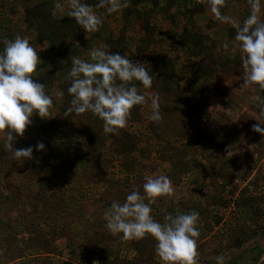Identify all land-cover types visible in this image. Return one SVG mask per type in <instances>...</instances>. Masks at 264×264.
I'll list each match as a JSON object with an SVG mask.
<instances>
[{
	"label": "rangeland",
	"instance_id": "rangeland-1",
	"mask_svg": "<svg viewBox=\"0 0 264 264\" xmlns=\"http://www.w3.org/2000/svg\"><path fill=\"white\" fill-rule=\"evenodd\" d=\"M39 1L44 0H33L32 4ZM49 1L54 5L58 2ZM192 1L206 4V11L201 17L195 20L189 14L183 15V10L172 8L171 18L175 19L173 25L163 15L155 16V23L162 29V42L151 41L149 46L146 45L139 52L136 49L141 45L143 33H140L133 21L126 22L123 19V9L114 14H106L104 9L97 12L103 22L96 32L86 34L88 48L85 49L72 39H68L62 46L59 43L40 41L34 31L26 28L24 10L27 3L0 0L2 4L8 2L10 7L6 14L7 30L3 29L0 22V48L5 39H13L16 35L27 37L38 54L50 59L60 69L58 61H64L67 65L71 63L69 57L72 55L86 58L90 48L101 44L108 46L107 51L116 53L124 30L125 38L121 45L129 49L128 58L133 62L146 66L150 62L147 61L148 56L156 54L154 61L172 63L180 70L183 65L199 59L180 44L181 33L187 28V24H193L190 27L193 31L210 37L205 41L206 45L216 43L218 60L217 72L213 78L196 82L185 78L186 81H183L184 92L195 97L196 103L187 104L181 99L172 104L173 110L166 117L168 124L173 125V129L168 130L169 133L165 136L168 143L162 141L151 129L149 108L144 112V118L138 120L135 126H130L129 130L134 137L132 147L135 148L126 151L125 155L116 151L120 145L117 144V147L111 144L108 134L103 132V122L90 113L81 120L72 119L70 138L66 137L70 143L64 144V140L52 137L53 147L62 160H50L53 165L59 167L63 162L64 166L76 164L72 170L61 166L65 176L63 173L52 175L50 168L46 172L50 175L47 176L49 183L54 178L60 181L56 190H47L49 197L58 196H55L57 198L53 202V211L66 209L69 219L61 217L56 221L55 227L60 229L66 225L63 222L65 219L68 228L76 224V231L68 233V237H72L76 243L73 251L67 246L69 238L61 230L54 231L57 237L52 238L48 225L41 224L42 220L37 219L36 200L28 187L23 186L22 190H18L23 169L19 171L13 166H6L5 172L0 174V228L2 232H10L5 234V238L0 236V264L2 258H8L9 254V259H17L3 264H161L155 253V241L150 236L141 240L120 241L118 236H113L105 228L104 218L105 210L113 200L122 203L126 194L134 187L142 192L145 175L161 174L167 175L171 180L173 193L157 199L152 205V215L162 222L165 213H187L193 210L199 213L196 225L200 233L197 238V264H216L217 256H223L224 264H258L264 258V137L252 131V126L259 119L256 97L264 98V93L252 87L240 88L243 73L239 51L233 46L234 36L229 35L232 26L213 19L207 8V0ZM225 2L221 9L223 14L240 22L248 15V0ZM2 11L0 6V14ZM66 13L65 3L64 11L57 10L55 18H66ZM207 13H210V19ZM261 18L264 19V15ZM109 37H112L111 45L108 44ZM225 44L228 45L227 48ZM62 49L68 51L64 57L58 54ZM48 64L49 61L44 63ZM66 76L67 72L64 79ZM62 85V80H58L51 91L54 101L48 117L43 119L46 122L59 113L64 103V95H57L63 93ZM139 89L144 91L142 86ZM148 91L154 93L153 89ZM161 103L163 100L159 99V104ZM35 117L40 118L34 115L32 119ZM168 124L164 123L162 126L166 127ZM89 126L93 132L101 134L106 142L99 141L97 145H102L100 150L86 156L82 146L86 142L83 129ZM152 128H155L154 125ZM164 129L162 127L158 133L163 135ZM25 133L36 135V131L30 130L29 126ZM69 144L74 145L78 152L71 150V157H64L68 154L64 152H67ZM79 157L85 161V168L73 163ZM30 171L33 169L29 167L26 172ZM84 171L90 177H86ZM95 174H98L99 182L91 179ZM7 195L10 198L6 201ZM37 204L43 207V203ZM26 221V226L15 232V224H24ZM38 225H41L38 227L42 230L40 233ZM28 226H32L30 230ZM53 228L54 226L51 229ZM45 236L47 239L43 240ZM49 239L53 240L54 246L46 253V241Z\"/></svg>",
	"mask_w": 264,
	"mask_h": 264
},
{
	"label": "clouds",
	"instance_id": "clouds-1",
	"mask_svg": "<svg viewBox=\"0 0 264 264\" xmlns=\"http://www.w3.org/2000/svg\"><path fill=\"white\" fill-rule=\"evenodd\" d=\"M67 6V16L75 21L85 33L96 32L103 19L97 9L106 14L118 13L128 6V0H98L95 6L85 0H65L53 9L61 12ZM264 0H248L249 13L242 22L223 14L225 0H207L208 11L215 20L228 23L235 30L234 49L240 54L241 89L256 88L264 91ZM107 45L90 48L86 56H70V68L66 79L70 81L67 93L71 97L64 116L92 114L103 124L105 134H118L126 127L134 107L150 109L148 119L154 123L162 120L159 96L151 91L153 78L145 64L133 62L126 54L107 51ZM228 45L225 44V48ZM38 53L27 37L17 35L3 40L0 48V141L3 149L15 160H30L34 148H15L18 138H23L34 115L42 120L49 115L53 97L45 85L33 77L40 65ZM142 86L143 92L138 88ZM62 96L63 93H57ZM258 101L257 123L252 131L264 137V98ZM45 145L38 142L35 151H44ZM142 192L135 187L126 194L124 201L113 200L105 210V228L120 241L141 240L151 237L155 241V253L161 264H197V228L199 213H165L163 221L152 215V205L158 198L171 196L172 182L167 175H145ZM95 264V262H94ZM216 264H224L223 256L216 257Z\"/></svg>",
	"mask_w": 264,
	"mask_h": 264
},
{
	"label": "trees",
	"instance_id": "trees-1",
	"mask_svg": "<svg viewBox=\"0 0 264 264\" xmlns=\"http://www.w3.org/2000/svg\"><path fill=\"white\" fill-rule=\"evenodd\" d=\"M16 1H22L23 3L26 2L27 6L25 7L24 13H25V25L26 28L30 31H34L36 33V36L38 39L42 42H49L51 44L59 43L61 46L68 40L72 39L74 42H78L80 45L84 46V48H88V40L85 38L86 34L83 29L75 23L73 19L70 17H66L63 19H57L55 18V15H53V9L55 6H53L50 2L45 1L38 4H31V0H16ZM86 3L95 6V4L98 1L95 0H85ZM226 3V2H225ZM204 3L201 2H194L192 0H128V6L123 9V19L126 22H132L136 27H138V30L140 33H143V37L140 39L141 45L137 47V51L141 52L144 50L145 46H149L151 41L158 40L159 42H162V29L160 26L157 25L154 21V17L157 15H163L167 19L171 21V23L175 24V19L171 18L172 14V8H177L180 10H183L181 13L183 15L189 14L191 18L194 17V15L203 13L205 10ZM0 6L3 8L2 13L0 14V22L3 24V29H6V14L9 12L10 7L8 2H4L3 4L0 3ZM184 8V9H183ZM101 9H97L96 11L99 12ZM5 17V19H4ZM189 17V19H190ZM187 28H184V31L181 33V40L180 44L184 46V48L195 58H199L197 61L188 64L183 65L180 70L176 69L172 63L165 62V61H154L156 54L152 55L151 57L148 56L147 61H150L145 68L148 70L149 74L153 78V84L151 89L154 90V94H158L159 99L163 100V103L160 105V112L162 115L163 121H160L159 123H154L152 121L150 124L151 129L153 130L154 134L162 140L165 143H168L167 138H165L166 134L169 133L168 130H172L173 125L168 124V121L166 120L169 113H171L172 104L174 102H179V100H184L187 104H194L196 103V98L188 95L184 92V86L183 81L192 80V82H196L198 80L202 79H210L213 78L215 73L217 72L216 67L218 65L217 55L215 53L216 49V43L211 42V45H206L205 41H208L210 37L207 35L201 34L199 32L193 31L190 29V27L193 26L187 24ZM0 28H2L0 26ZM235 34V30L231 29L229 31V35L233 37ZM17 36V35H16ZM125 33L124 30L122 31L121 37L119 39L120 46L116 49V52H119L121 55L126 54L128 56V48L124 45H121V42L124 41ZM161 38V39H160ZM112 37L108 38V44H112ZM115 43V42H114ZM116 44V43H115ZM117 47V46H116ZM60 56L64 57L68 54V51H64L63 49L59 51L58 53ZM39 59L42 60L40 65H38V73L35 74L33 79L41 84L45 85V90L48 94L51 95V91L56 84V82L59 80H62L63 82V95H64V103L59 109V113L54 116V118L46 122L45 120H42L40 118H33L31 125H29L30 130L33 129L36 131V135H30L28 133H24L23 138H18L14 144L15 148H26L29 146H32L34 148L32 158L30 160H15L10 152H6L3 149L2 142H0V174L5 172L6 166H13V168L19 169V171H22V174H20V185L18 186V190H22L23 186L28 187L30 193H33V198L36 203L35 206V212L37 216V219H41V224L48 225L49 234H52V238L57 237L56 234H54V231L61 230L62 234L65 236H69L68 233H74L76 230V224L70 226V228L67 227L66 219H68V215H66L67 211L66 209H61L60 211H53V205L54 200L57 198V195H51L54 197H49L47 190H56L58 181L54 178V181L49 183L46 172L51 169V174L57 176L59 174H62L64 169L63 168H72L76 167L75 165L71 166H64L65 163L63 162L61 165L56 166L53 165V161L55 162H62L61 158L58 156L57 151L53 147V138H58L64 140V144L68 142L67 138H70L71 130V121L73 118H78L81 120L84 116H89L88 113L83 115H75L70 114L69 116H64L65 109L69 106V101L71 97L67 93V87L69 86L70 81L64 79V76L66 75V72H68V68H70L71 63H67L65 65L64 61H58L59 64H61V68L53 64L50 59H47L43 57L41 54H38ZM130 56V55H129ZM203 56V57H202ZM202 57V58H200ZM87 58V57H86ZM49 61L48 65H44V63H47ZM63 63V64H62ZM62 71V72H61ZM186 78V79H185ZM140 85L138 84V88ZM264 93V91H262ZM179 108V106H177ZM176 109V107H175ZM181 109V108H180ZM179 109V110H180ZM147 111V107H140L136 106L132 109L131 115L128 119L127 125L125 128L120 129L118 134H108V139L111 140V144H117L120 145L116 149L117 152L123 153V155L126 154V151L133 150L135 147H132L133 143V132L129 130L130 126H135V123L138 120H141L144 118V112ZM167 123L168 126H162V124ZM154 125L155 128H152ZM172 126V127H171ZM164 127L163 135H160L158 131ZM169 128V129H168ZM174 128L177 129L176 126ZM174 131V130H173ZM171 132V131H170ZM83 133L86 135V142L83 146V153L88 156L89 154H92L96 152L97 150H100L102 145H97L99 141L106 142L105 139H103L102 135L96 132H93V129L89 126V128L83 129ZM90 133V134H89ZM94 133V134H93ZM88 135V136H87ZM53 137V138H52ZM66 139V140H65ZM38 142H42L45 145L44 151H35V145ZM70 143V142H68ZM87 143V144H86ZM66 148V147H65ZM74 145L69 144L67 147V152H71V150H74V152H78L74 149ZM125 151V152H124ZM64 155V157H71V155ZM75 154V153H74ZM78 156V154H76ZM127 156V155H126ZM80 158V157H79ZM53 160V161H50ZM81 160V161H79ZM78 161H73V163H78L80 166H83L82 168H85V161H82L80 158ZM59 164V163H58ZM35 166V167H33ZM61 166H64L63 168ZM33 169V171L26 172L27 169ZM48 167V168H47ZM56 172V173H54ZM37 173V174H35ZM49 173V172H48ZM34 174V175H33ZM84 174L86 177H90L85 171ZM41 176V177H40ZM63 176L64 173H63ZM98 174L92 175L91 179L95 182H99L100 179L98 178ZM60 182V181H59ZM49 183V185H48ZM13 192V191H12ZM18 192V191H16ZM30 193H28L30 195ZM1 194V193H0ZM10 195V194H9ZM57 196V197H55ZM7 198H10L8 195L5 197V200ZM7 201V200H6ZM37 203H43V207L41 208L39 204ZM17 211L19 209H16ZM63 211V212H62ZM15 212V211H13ZM47 212V213H46ZM61 217L66 218L63 222L66 225H63V227H60V229H57L58 227H55L56 221L60 220ZM1 220V219H0ZM51 220H54L53 223H51ZM26 222L24 224H15L14 229L15 232L21 230L24 226H26ZM52 225V226H51ZM35 226V225H34ZM41 226L38 225L37 228ZM54 226L53 229H51ZM32 226H28V230L31 229ZM21 228V229H20ZM56 228V229H55ZM70 229V230H69ZM38 232H42V230L37 229ZM0 231L2 232V228H0ZM7 232H10V230H5L4 232L0 233V236H3L5 238V234ZM37 234V232H36ZM48 236V235H47ZM15 238V237H14ZM69 238V237H68ZM43 237V240H46ZM47 242V250L46 253H49V249L54 246L53 240L49 239ZM68 248H71L73 251V247L75 246V241H73L72 237L69 238ZM49 251V252H47ZM9 254L8 258H2V264L9 262L12 259H17V257H13L12 259Z\"/></svg>",
	"mask_w": 264,
	"mask_h": 264
},
{
	"label": "crops",
	"instance_id": "crops-1",
	"mask_svg": "<svg viewBox=\"0 0 264 264\" xmlns=\"http://www.w3.org/2000/svg\"><path fill=\"white\" fill-rule=\"evenodd\" d=\"M32 1L33 0H31V4H32ZM45 1H48V2H50L53 6H55L54 4H53V2H51V1H49V0H44V1H39V2H35L34 4H38V3H42V2H45ZM19 2H22V1H19ZM197 2V1H196ZM202 2V1H201ZM34 4H32V5H34ZM231 8H233L232 6H231ZM206 11V10H205ZM202 14L203 13H199V14H196L195 16H194V19L195 20H197L196 18H198V17H201L202 16ZM209 14L210 13H207V16H209ZM162 16V15H161ZM211 17L209 16V19H210ZM214 19V18H213ZM215 20V19H214ZM196 22V21H195ZM158 26H160L159 24H157ZM54 101V100H53Z\"/></svg>",
	"mask_w": 264,
	"mask_h": 264
},
{
	"label": "water",
	"instance_id": "water-1",
	"mask_svg": "<svg viewBox=\"0 0 264 264\" xmlns=\"http://www.w3.org/2000/svg\"><path fill=\"white\" fill-rule=\"evenodd\" d=\"M258 264H264V258Z\"/></svg>",
	"mask_w": 264,
	"mask_h": 264
}]
</instances>
